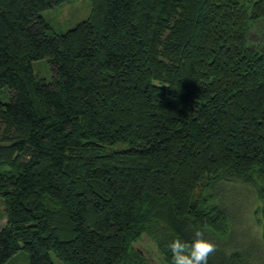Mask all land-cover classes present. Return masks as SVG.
Instances as JSON below:
<instances>
[{
	"label": "trees",
	"instance_id": "16d2710c",
	"mask_svg": "<svg viewBox=\"0 0 264 264\" xmlns=\"http://www.w3.org/2000/svg\"><path fill=\"white\" fill-rule=\"evenodd\" d=\"M65 1L0 0V264H151L143 235L172 264L174 238L229 233L205 177L255 188L264 243V0H92L58 34Z\"/></svg>",
	"mask_w": 264,
	"mask_h": 264
},
{
	"label": "rangeland",
	"instance_id": "374dc122",
	"mask_svg": "<svg viewBox=\"0 0 264 264\" xmlns=\"http://www.w3.org/2000/svg\"><path fill=\"white\" fill-rule=\"evenodd\" d=\"M92 11V0H67L59 5L45 9L41 16L54 32L60 34L73 28L79 22L86 20ZM34 75L38 79L50 82L53 77L51 65L47 58L31 62ZM2 102H9V89H0ZM195 196L198 199H208L219 203L229 216V233L225 238L214 239L219 253L230 254L238 252L243 256L245 264H264V243L262 241V216L259 209L262 202L254 187L240 181H220L216 184L206 177L200 182ZM4 202L0 197V228L5 223ZM153 237L143 235L136 247L146 256L151 264H165L155 245ZM50 258L54 264H65L53 252ZM28 255L19 250L13 254L6 264H27Z\"/></svg>",
	"mask_w": 264,
	"mask_h": 264
},
{
	"label": "clouds",
	"instance_id": "9594fccd",
	"mask_svg": "<svg viewBox=\"0 0 264 264\" xmlns=\"http://www.w3.org/2000/svg\"><path fill=\"white\" fill-rule=\"evenodd\" d=\"M172 264H208L216 251V244L205 238L203 230H194L190 242L174 238L169 244Z\"/></svg>",
	"mask_w": 264,
	"mask_h": 264
}]
</instances>
